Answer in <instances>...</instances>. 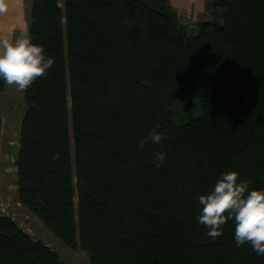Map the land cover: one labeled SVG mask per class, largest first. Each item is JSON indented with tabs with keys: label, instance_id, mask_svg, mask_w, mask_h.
<instances>
[{
	"label": "trees",
	"instance_id": "trees-1",
	"mask_svg": "<svg viewBox=\"0 0 264 264\" xmlns=\"http://www.w3.org/2000/svg\"><path fill=\"white\" fill-rule=\"evenodd\" d=\"M186 22L168 0H31L55 63L23 91L17 198L91 264H264L232 221L212 239L196 220L221 172L264 188V0ZM0 264L64 262L0 215Z\"/></svg>",
	"mask_w": 264,
	"mask_h": 264
},
{
	"label": "clouds",
	"instance_id": "clouds-1",
	"mask_svg": "<svg viewBox=\"0 0 264 264\" xmlns=\"http://www.w3.org/2000/svg\"><path fill=\"white\" fill-rule=\"evenodd\" d=\"M7 11L5 0H0V13ZM55 63L42 44L34 43L27 29L14 40L0 43V80L26 90L38 77L44 76ZM157 127L151 129L150 139L160 144L164 139ZM143 146V145H141ZM157 166L165 160L158 152ZM200 205L196 220L207 229V235L216 239L223 235V226L233 222L237 247L249 244L257 255L264 256V188H253L240 179L238 171L221 172L210 191L198 197Z\"/></svg>",
	"mask_w": 264,
	"mask_h": 264
},
{
	"label": "rangeland",
	"instance_id": "rangeland-1",
	"mask_svg": "<svg viewBox=\"0 0 264 264\" xmlns=\"http://www.w3.org/2000/svg\"><path fill=\"white\" fill-rule=\"evenodd\" d=\"M61 4V3H60ZM188 23L193 21L187 20ZM192 26V25H191ZM14 85H8L12 92ZM22 93V91H21ZM193 98V97H192ZM191 101L194 111L188 113L185 118L195 116L196 99ZM182 100L176 106L180 114L183 112L179 109ZM192 106V105H191ZM6 124L3 133V147H2V161L0 164V215H7L11 217L24 231L35 239H41L47 243L61 258L64 264H91L86 252L81 250L78 245L74 247L67 246L61 239H59L39 218L28 211L17 198L16 193V168L15 157L17 154V140H18V124ZM9 144V150L7 149ZM5 148V149H4Z\"/></svg>",
	"mask_w": 264,
	"mask_h": 264
},
{
	"label": "crops",
	"instance_id": "crops-1",
	"mask_svg": "<svg viewBox=\"0 0 264 264\" xmlns=\"http://www.w3.org/2000/svg\"><path fill=\"white\" fill-rule=\"evenodd\" d=\"M177 10L179 16L186 20H197L205 10V0H168ZM7 11L0 13V43L4 39L14 40L21 36L25 29L28 30L31 0H5ZM21 93L15 86L7 87L4 82L3 90H0V121L2 122V139L0 164L2 159L3 133L5 123L18 124L25 112V105ZM8 125V126H9ZM5 149V148H4ZM7 149L9 150V144ZM1 167V166H0Z\"/></svg>",
	"mask_w": 264,
	"mask_h": 264
}]
</instances>
